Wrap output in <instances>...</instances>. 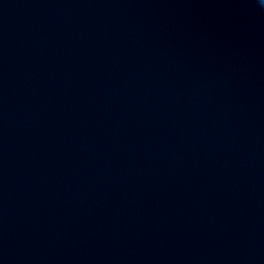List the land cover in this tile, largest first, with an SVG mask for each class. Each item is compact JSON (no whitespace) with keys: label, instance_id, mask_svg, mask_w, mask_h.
Listing matches in <instances>:
<instances>
[{"label":"water","instance_id":"1","mask_svg":"<svg viewBox=\"0 0 264 264\" xmlns=\"http://www.w3.org/2000/svg\"><path fill=\"white\" fill-rule=\"evenodd\" d=\"M0 264H264V0H0Z\"/></svg>","mask_w":264,"mask_h":264}]
</instances>
